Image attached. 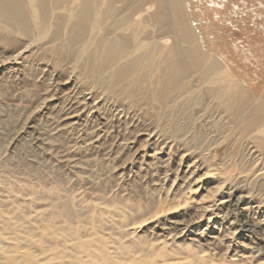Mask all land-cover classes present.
I'll list each match as a JSON object with an SVG mask.
<instances>
[{
  "label": "bare ground",
  "instance_id": "1",
  "mask_svg": "<svg viewBox=\"0 0 264 264\" xmlns=\"http://www.w3.org/2000/svg\"><path fill=\"white\" fill-rule=\"evenodd\" d=\"M186 8L183 0H0V71L34 73L35 108L48 117L39 127L42 141L73 135L75 141L60 156L75 166L81 161L75 152L100 149L111 152L123 168L139 153L145 159L138 171L161 167L171 159L160 155L168 145L163 133L169 132L168 154L181 144L195 156L182 169V151L175 169L164 174L174 172L172 191L156 204L153 225L170 237L182 224L233 214L225 226L233 233L230 224L236 220L250 224L246 212L232 207L245 194L240 185L252 175L264 193V89L256 88L260 82L242 67L214 52L215 43L206 34L212 22L200 16L192 24ZM179 106L193 113L191 127L182 134L163 124ZM148 107L155 109L153 118L162 129L155 137L149 122L139 126L135 118L152 117ZM113 122L122 125L116 133L109 128ZM230 134L238 143L253 142L246 156L238 157L247 160L248 168H232L233 154L216 149ZM149 140L154 144L144 151ZM206 173L214 179L204 185ZM17 180L0 177V264H165L157 255L177 245L160 253L165 239L156 238V247H139L134 237L122 240L131 231L119 236L108 231L116 221L125 226L140 211L121 199L100 194L85 201L64 188ZM250 199V211L264 206L259 195ZM107 221L111 225L102 227ZM251 225L243 229L253 232ZM219 239L211 234L207 243ZM200 249L199 256H182L183 264H211L213 259L204 261L205 249Z\"/></svg>",
  "mask_w": 264,
  "mask_h": 264
},
{
  "label": "rangeland",
  "instance_id": "2",
  "mask_svg": "<svg viewBox=\"0 0 264 264\" xmlns=\"http://www.w3.org/2000/svg\"><path fill=\"white\" fill-rule=\"evenodd\" d=\"M183 1L186 8V0ZM190 9L192 24L195 21L198 22L200 16L201 20L205 19L202 18L205 16L212 22L210 24L212 26L209 27L206 34L215 43L214 52L225 62L242 67L248 77L260 82L261 85H256V88L264 89V0H192ZM8 69L0 71V177L14 183H17V179H19L28 184L26 186L64 188L69 194L78 195L85 201H93L96 196L102 194L107 199L117 198L126 204L139 207V212L123 222L127 223L125 226H120L116 221V226L112 225V229L107 230L114 231L118 236L131 231V236L127 234L121 238L124 240L134 237V241L139 247L149 246V243H152V247H156L158 245L156 238L165 239L167 242L160 248V253L165 249L170 250L172 245L177 244L172 247L174 250H170L168 254L160 255L161 257H158L159 254L157 255L158 259L167 261L165 264H183L182 256L187 255L188 258L199 256L202 253L199 251L201 247L205 249L204 256L201 255L203 260L212 258L211 264H264V219L262 215L264 206L258 211H250L249 208L253 203V200L250 199L251 196L259 195L264 200V193L254 186L252 175L247 178L245 184L240 185L243 194H245L239 197L236 204L232 205L235 212L247 213L250 224L242 226L236 220L232 225L230 224V231L233 233H229L225 230V226L229 225L233 214L222 220H207L205 216L199 221L188 223L185 226L182 224L174 230L175 234H171L170 237H167L168 232L159 234L160 228L153 225L154 221L150 217L156 209V204L164 200L165 196L172 191L170 186L174 172L167 177H164V174L169 173V169H175L182 151L185 152L179 162V167L182 169L195 156V153L187 151L179 144L176 150H172V153L168 154L171 135L164 131L163 141L167 140L168 145L163 147L160 155L163 158L170 155L171 159L163 163L161 167L154 164L147 170L138 171L139 165L143 162L142 158L145 159V156H141L139 153L138 155L134 154L130 158V165L123 168L122 165H119V161L111 158V152L106 151L105 153V150L100 149L91 150L86 154L75 152L74 156L82 162V165L79 162L77 167L71 162L62 160L60 156L62 150L68 148L75 141L73 135L71 136L69 133L55 135L59 138L57 137L58 139L53 141L54 143L47 144L45 140L42 141L43 135L40 133L39 127L41 124L47 123L44 119L46 120L48 117L45 116L46 112L43 113L40 109L35 108L39 99H36L33 94V87L36 83L34 73L26 77L21 75L19 69H14V71L11 69L8 71ZM16 72L17 74H15ZM150 105L156 107L154 103ZM189 108L181 109V106L175 108V112L172 111L174 114L168 115L166 117L168 119L164 118L163 124L175 129L177 134H182L184 129L191 127L193 121L191 119L193 113ZM148 109L149 114L152 115L155 109L151 107ZM135 118L139 126H142L144 122H149L151 129H155L154 137L157 136L161 126L155 123L153 115L148 119L147 117H142V119L139 116H135ZM121 126V124L113 122L109 128L113 133H116ZM184 126L185 128H183ZM186 134L183 135L186 136ZM234 138L235 134H230L229 141L221 147L217 146L216 149L220 148L221 153L233 154V159L229 163L232 168L237 166L248 168L247 160L245 158L239 160L238 157L246 156L245 154H247L248 148L251 149L250 144L253 142L246 138L238 143ZM153 144L154 141L149 140L143 150H151L150 146ZM205 151L203 150V152ZM86 159L87 161H85ZM202 171H198L197 175ZM201 178L204 185L206 181L214 179L212 173H206ZM127 179L132 180V186L128 185L130 180L127 181ZM201 191L203 192L204 189L202 188ZM223 194H218L216 198ZM176 199L174 198V201ZM184 204H180L179 210L185 209L189 202ZM111 222H103L101 225L107 228ZM249 225L253 227V232L243 229L244 226L248 227ZM211 234H218L221 239L216 243L208 244L207 239Z\"/></svg>",
  "mask_w": 264,
  "mask_h": 264
},
{
  "label": "built area",
  "instance_id": "3",
  "mask_svg": "<svg viewBox=\"0 0 264 264\" xmlns=\"http://www.w3.org/2000/svg\"><path fill=\"white\" fill-rule=\"evenodd\" d=\"M187 1V8H188V10H191L190 8H191V4H192V0H186Z\"/></svg>",
  "mask_w": 264,
  "mask_h": 264
}]
</instances>
